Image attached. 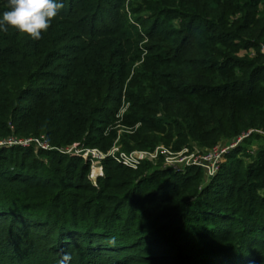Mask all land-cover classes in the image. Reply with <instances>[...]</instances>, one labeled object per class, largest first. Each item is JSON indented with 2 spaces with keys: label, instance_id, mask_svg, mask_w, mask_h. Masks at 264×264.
<instances>
[{
  "label": "trees",
  "instance_id": "trees-1",
  "mask_svg": "<svg viewBox=\"0 0 264 264\" xmlns=\"http://www.w3.org/2000/svg\"><path fill=\"white\" fill-rule=\"evenodd\" d=\"M85 1L63 0L39 40L0 32V136L106 150L123 98L125 150H152L155 134L173 130L207 145L264 130V0H134L139 31L122 5ZM6 10L0 0V17ZM21 149H0V264L42 263L43 253L48 264L264 259V145L247 162L230 150L204 184L199 166L134 175L115 163L100 187L80 158L41 151L50 167ZM142 245L153 252L134 253Z\"/></svg>",
  "mask_w": 264,
  "mask_h": 264
},
{
  "label": "rangeland",
  "instance_id": "rangeland-1",
  "mask_svg": "<svg viewBox=\"0 0 264 264\" xmlns=\"http://www.w3.org/2000/svg\"><path fill=\"white\" fill-rule=\"evenodd\" d=\"M99 0H86L85 4L87 5H92L93 8L97 5V2ZM131 1L133 2L134 0H112L111 3H114L116 5H122L124 7V11L125 12V25H132L134 26L138 31L141 30L143 28L142 24H140V20H139V16L138 14H133L130 10H129V4L131 3ZM101 2V1H100ZM99 2V3H100ZM102 4L106 5L107 7V3L104 2L102 0L101 2ZM84 4V5H85ZM88 12L82 11L81 14H86ZM100 15H105L103 12L99 11ZM138 16V17H137ZM104 23H108L111 24V21L104 19ZM120 23H123V21H120ZM169 23L173 26H177L178 25V20L177 19H171L169 20ZM143 35V34H142ZM138 46L140 47L142 52L140 53V59L139 60H135L134 66L133 67H138V65L141 62V58L144 55L146 49H145V44L149 43V41L147 40V38L145 36H142L141 39H136ZM241 55V54H240ZM129 103L126 102L123 98V101L121 103V107L119 109V111L116 113L115 115V121L113 120L112 123L110 124V129H116V137L113 140V143L111 145V147H109L106 150H102L99 147L96 146H75L73 144H70V147L64 148L63 152L61 153L63 155H68V156H74L77 158L81 159V163L86 164L87 165V170H86V174L85 177L87 178V180L95 187H100V182L99 179L103 178L106 176L107 174V166H109L108 168L113 167V165L115 163H118L122 166H125L129 169H131L132 171L135 172L134 175H145L147 173H149L152 170L155 169H159V170H166V169H170L172 171H174L173 168H171L170 166L166 165V160L165 157L158 154L157 158H154L150 161H144L142 162L137 168H131L129 166L124 165L123 163H121V161L117 158L120 155V152L123 153H130L132 151H140V150H146L144 148H139V147H134L130 150H125L124 146H123V139H124V135L128 134L129 132H131V130H129V128L127 129V127L121 125L120 121V117L125 114L128 110ZM119 118V119H118ZM137 126H139V123H136L134 125V128H136ZM248 132H251L250 134ZM172 135L171 137H167L163 134H155V136L157 137V141L155 143L156 146H163L165 148L170 149L171 151H178L182 148H186L188 153H196V154H202V152H204L205 150L209 149L210 147H212L213 145L217 144V143H222V144H228L231 141L237 139L238 137L245 135L244 138L237 144V146L231 150H234L236 148L241 147V151L239 153H237V155L241 158H243V160L245 162L250 160V156L251 154H254L255 151L262 145H264V130L262 129H256V128H250L248 130L245 131H241L239 134L237 135H233V136H226L224 138L219 139L215 144L213 145H207L205 143H202L198 140H195L191 137H187V139H185L184 141H179V136H177V134H175V130L172 131ZM248 133V135L246 134ZM16 136L18 138H26L28 136H21V135H15V133L12 131L9 135L6 136H0V138H10V136ZM257 135H259L257 137ZM41 136V135H38ZM38 136H30V137H38ZM73 145V146H71ZM155 146V147H156ZM13 147H20L22 148L21 151H23L24 149H28L32 151L33 156L37 157L38 159L43 160V162L45 164H47L48 166H53L51 165L50 159L49 157L45 156V155H41V151H48V149H44L42 147L39 146V144H37L36 142H30L28 145H17V144H3V146H0V149L2 148H13ZM52 150V149H51ZM93 150L96 151V155H92L91 153L93 152ZM59 152V151H58ZM16 154H18V156H20V154L22 152H19L18 150L15 151ZM100 153L102 154V157L100 156ZM228 153V152H227ZM223 160V157H222ZM145 162H149L147 165ZM148 166V167H146ZM201 168V167H200ZM202 169V168H201ZM185 170V169H184ZM183 171V170H181ZM203 171V178L201 180V184L206 183L211 177H208L205 173L204 170ZM100 173L101 174H97L98 176L95 177V174L92 173ZM74 191V190H71ZM52 235V234H51ZM149 247V246H148ZM147 246L142 245L139 247V249H134V253H139V254H150L153 251L151 249H149ZM43 253L41 256L37 255V257H40L39 259L42 261V263H36L34 262L35 259L34 257H32L30 259L31 264H48V260L46 257V254ZM262 254L264 255V251H262ZM71 257L75 258L74 254L71 255ZM113 257V256H112ZM47 260V262H46ZM99 261V260H98ZM97 262V261H96ZM99 264V262L97 263ZM101 264V262H100ZM250 264H264V259H262V257H260V259L250 263Z\"/></svg>",
  "mask_w": 264,
  "mask_h": 264
},
{
  "label": "built area",
  "instance_id": "built-area-1",
  "mask_svg": "<svg viewBox=\"0 0 264 264\" xmlns=\"http://www.w3.org/2000/svg\"><path fill=\"white\" fill-rule=\"evenodd\" d=\"M249 134L251 132H248ZM248 133H246L248 135ZM245 135H242L238 137L237 139L231 141L228 144H222L217 143L210 147L209 149L202 152V154H196V153H188L186 148H182L178 151H171L168 148H165L163 146H156L152 150H140V151H132L130 153H123L120 152V155L117 157L121 163H123L126 166H129L131 168H137L142 162L145 160L150 161L154 158H157L158 154L165 157L166 165L173 168L175 171H181L186 169L189 166H199L204 170V173L208 177L214 176L217 171L220 168L222 157L229 152L231 149L235 148L237 144L244 138ZM30 142H36L39 144L40 147L44 149H56L61 153H64V148L70 147V145H66L63 147H53L50 145V143L47 141L44 135L38 136V137H26V138H18L16 136H10V138H0V146L3 144H19V145H28ZM75 146H78L77 144H74ZM73 146V145H71ZM92 155H96V151L93 150L91 153ZM102 157V154L100 153V156ZM95 174V177H97V174L100 173H92Z\"/></svg>",
  "mask_w": 264,
  "mask_h": 264
},
{
  "label": "clouds",
  "instance_id": "clouds-1",
  "mask_svg": "<svg viewBox=\"0 0 264 264\" xmlns=\"http://www.w3.org/2000/svg\"><path fill=\"white\" fill-rule=\"evenodd\" d=\"M63 6V0H7L8 10L0 17V32L12 29L21 36L39 40ZM110 242L114 243V238ZM65 259L70 257L65 256Z\"/></svg>",
  "mask_w": 264,
  "mask_h": 264
}]
</instances>
